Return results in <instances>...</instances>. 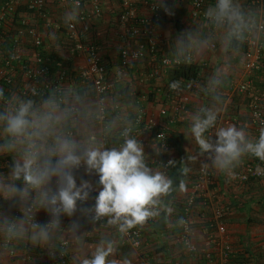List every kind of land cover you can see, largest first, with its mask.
<instances>
[{
	"label": "clouds",
	"instance_id": "obj_1",
	"mask_svg": "<svg viewBox=\"0 0 264 264\" xmlns=\"http://www.w3.org/2000/svg\"><path fill=\"white\" fill-rule=\"evenodd\" d=\"M253 1L261 4L210 0L202 19H196L201 25L172 38L169 52L177 63L213 52L225 58L199 89L212 105L190 113L183 133L195 140L207 165L226 175L246 154L264 160V128L255 141L234 125L205 135L218 120L216 105L230 75V61L246 45L264 46V0ZM157 4L169 12L164 0H156ZM26 9L21 6L19 16ZM75 19L69 13L65 23ZM46 30L45 36L50 34V28ZM8 74L7 82L16 85L17 77L10 69ZM169 88L178 90L180 84L173 82ZM136 111L130 102L118 110L108 97L94 98L91 85L58 87L47 93L31 88L9 95L0 88V156L11 157L7 171L0 172V205H7L0 207V264H7L21 247L47 249L49 255L60 257L71 252L73 264H115L109 259L117 247L114 239L102 237L94 249L82 251L86 226L103 221L123 236L159 215L173 181L146 164L144 148L133 135ZM92 176L97 177L95 183L84 178ZM41 211L47 217L44 222L36 219Z\"/></svg>",
	"mask_w": 264,
	"mask_h": 264
},
{
	"label": "crops",
	"instance_id": "obj_2",
	"mask_svg": "<svg viewBox=\"0 0 264 264\" xmlns=\"http://www.w3.org/2000/svg\"><path fill=\"white\" fill-rule=\"evenodd\" d=\"M242 2L249 7L254 6L253 0H242ZM68 5H61L58 0H47L44 9L47 17L40 18L34 13H29L34 26L42 28L41 31H44L47 29L44 26L47 23L50 32L53 31L55 34V36L53 34L45 36L43 33L44 40L46 42L50 40L48 48L56 46L59 35L62 36L60 29L65 28L63 20L65 16L77 12L75 7L71 4ZM86 5L88 4L86 3ZM102 6L103 14L101 16L85 21L89 24L92 23L95 31L94 33L90 32L89 38L86 39L84 36L83 22L79 24L82 39L84 42H91L99 50L103 58L102 62L107 67L106 78L112 83L107 97L119 104V110L127 108L130 102L137 111L145 109L158 121L168 123L170 144L167 157L171 160L172 167L168 177L173 181V191L162 198L163 207H160L159 215L155 220L151 224H143V242L139 249H134L129 243L123 242L113 227L99 224L90 235L85 229L81 237L85 246L82 251L89 252L95 248L102 237H106L117 241L116 264H172L176 260L180 264H210L209 254L214 255L215 258L211 264H222L219 252L209 240L208 232L211 221L214 219L215 210L219 206H224L228 208V211L223 221L232 246L231 260L227 264H264V176L260 179L253 178L246 183L239 182L234 177V173L240 169L239 167L247 158V154L241 157L230 175L216 172L210 167L213 182L208 193L204 196L206 203L200 204L193 216V239L198 247V252H189L179 235L180 210L193 193L198 169L207 161L206 156L199 153L195 140L191 138L190 134L186 138L183 132L188 127L190 113L201 105L211 106L213 102L199 90L194 91L190 96L186 110L179 119L169 122L167 115H160V110L164 106L171 105L169 95L165 94L168 89L166 84L170 81L173 70L163 72L159 80L151 78L149 75L153 67L159 63L162 55L170 56L172 38L185 30L201 25V20H196L191 16L192 0H164V6L169 9V12H165L162 8L164 16L157 30L159 52L156 56H147L136 63L123 77L117 73L119 63L110 64L113 59H116L115 57L119 62L120 58L117 52L119 54V50L125 42L116 17L119 0H103ZM20 38L24 44L25 42L33 44L31 36L29 38L28 35H25ZM71 43L73 45L72 41ZM19 51L24 55V48H19ZM25 57L31 59L30 56L29 58ZM243 57L244 53L241 51L235 60L230 61V75L220 89L221 101L216 105L219 109L218 121L214 130L205 133L206 136L211 135L219 127L234 125L237 128H243L246 137L254 141L255 127L250 116V98L248 95L244 96L238 93L233 84L249 81L251 87L261 93L264 98V78H261L257 71L246 70ZM65 59L68 61L67 64L75 69H81L86 64L85 54L79 51H70ZM224 59L223 56L215 52L198 59L199 63L209 62V67L203 71L201 85ZM8 72L9 70L0 67V78ZM65 83V86L69 87L72 82L67 79ZM15 86L17 87V85L13 87ZM80 87L86 86L81 85ZM159 87L161 92H157ZM118 88H125L126 95L123 98L118 94V91L121 90L117 91ZM163 88L165 89L163 90ZM19 93H22V85H19L14 92V94ZM142 138L145 143L146 156L150 158L155 156L156 140L148 132H144ZM82 175L83 169L77 172L78 178ZM84 178L94 182L97 180L95 176ZM92 195L95 196V193ZM38 215L42 220L46 219V215L42 211ZM57 255H49L47 249L21 247L17 249L14 256L8 259L7 264H60ZM71 256L70 252L68 264H73Z\"/></svg>",
	"mask_w": 264,
	"mask_h": 264
},
{
	"label": "built area",
	"instance_id": "obj_3",
	"mask_svg": "<svg viewBox=\"0 0 264 264\" xmlns=\"http://www.w3.org/2000/svg\"><path fill=\"white\" fill-rule=\"evenodd\" d=\"M61 5L67 6L71 4L76 8V19L69 23H65L67 28L68 37L73 40L74 51H79L85 54L86 64L81 68V76L85 78L87 84L91 85L93 95L96 99L101 97H107L108 92L111 87V82L106 78L105 66L102 63V58L99 50L91 42H84L82 39V32L79 29V24L91 20L94 17H99L103 14L101 2L103 0H58ZM210 0H192V10L191 16L194 19H202V13L206 9L207 4ZM47 0H6L5 4L0 8V27L2 21L6 19L7 15L11 16L17 14L21 6L27 7V9L22 15L19 16L18 22L20 24L19 37L31 35L33 39V45L39 47L44 40V32L39 28L34 26L31 21V16L29 13H34L37 17L44 18V9ZM87 2L88 5H84ZM137 3H142L144 6L140 8ZM253 4L258 6L261 2L253 1ZM69 6V5H68ZM87 6V8H86ZM89 6V8H88ZM120 10L117 16L118 24L121 28V36L124 38L125 42L120 49V65L118 67V75L123 77L129 73L130 69L138 62L145 59L147 56H156L159 52V41H158V26L163 20V10L158 4L156 5V0H121ZM65 21V18L63 19ZM48 28L47 23L44 25ZM25 28V29H23ZM15 56L18 58L20 56L19 51H15ZM244 65L246 70L264 71V46H258L255 44L246 45V50L244 52ZM198 62V59L191 62L177 63L170 56L162 55L160 57L159 63L153 67L150 72V77L159 80L163 75V72L170 69H176L184 64H193ZM7 64H10L7 62ZM202 67V73L200 77L202 78L203 71L205 68L209 67L208 61H203L200 63ZM10 70L14 69V66L10 64ZM49 71V66L45 63L44 58L41 54L35 53L34 60L32 64L27 63L24 66V76L26 80L31 85V88L36 90L40 86H49L47 74ZM67 78L65 76L64 70L58 75V82L54 88L62 87V82ZM6 80H10L6 77ZM173 83V82H172ZM171 84V83H170ZM169 84V85H170ZM168 85V91L170 92L169 98L171 105L164 106L160 110V115H167L169 122L179 119L181 114L186 110L187 104L190 102L191 94L198 89L199 81H190L186 88H180L178 90H171ZM234 89L242 94L252 97L250 104V116L252 123L255 127V138L258 139L260 131L264 128V101L263 96L258 91L253 93L251 87V82L244 81L241 83H234ZM1 88V87H0ZM161 92V88L157 89V92ZM125 88L118 91L120 97H124L126 94ZM119 110V104H116ZM135 118L138 120L136 127L134 129L133 135L138 141H140L142 148L145 147V143L142 138L144 132H148L151 137L156 140L157 150L161 155H155L153 157L145 156L146 164L153 170L163 172L168 176L170 171V159L168 157H163L162 154L166 153L169 144V127L167 122H161L155 119L153 116L149 115L145 109H140L135 113ZM218 121V120H217ZM217 123V122H216ZM215 128V127H214ZM214 130V129H212ZM205 163L198 169V180L194 185L193 194H191L187 201V215L181 221L182 226V241L183 245L189 252L197 253L198 247L193 239V216L197 210L190 212L194 201V193H200L206 195L208 189L213 182V177L211 174L210 166ZM77 175V173H76ZM264 176V160L262 163L255 164L254 162H245L243 166L234 173L236 180L242 183H246L251 177H263ZM95 183L94 181H92ZM206 202H202L204 204ZM159 207V206H158ZM228 208L224 206H219L215 210L214 219L211 221L209 227L208 237L212 244L215 245L216 250L220 254V261L222 264H227L231 260L232 246L227 234V228L224 224V216L227 214ZM13 214L19 215L18 211L14 210ZM156 217L148 219L144 224H151ZM36 219L39 222H44L46 219L42 220L37 214ZM67 218H65V222ZM99 224H105V222H100L96 225L86 226V231L91 234L94 229L97 228ZM115 229V228H114ZM123 242H127L134 249H139L143 242V225H138L130 229L127 234L120 236ZM57 259L60 264H68L69 257H60L57 255ZM116 264L117 256L113 253L110 257ZM209 263L215 261L214 255H208ZM172 264H180L179 261H174Z\"/></svg>",
	"mask_w": 264,
	"mask_h": 264
},
{
	"label": "trees",
	"instance_id": "obj_4",
	"mask_svg": "<svg viewBox=\"0 0 264 264\" xmlns=\"http://www.w3.org/2000/svg\"><path fill=\"white\" fill-rule=\"evenodd\" d=\"M120 1L121 0H119V4H120ZM5 2H6V0H0V8L2 7V5L5 4ZM86 3L87 2H85L84 5ZM101 5H103V1L101 2ZM137 5L140 8H142L144 6L142 3H137ZM252 7H254V6H252ZM86 8H87V6H86ZM102 10H103V6H102ZM119 10H120V6H118L117 15L119 13ZM75 15H76V13H75ZM18 19H19L18 13L14 14L12 16L10 14H8L6 19H4L2 21V24L0 27V67L4 68L6 70H9L8 68H11L10 64H12L14 66V69L11 70V73L12 72L14 73V78L17 77L16 79L18 80V83L16 82V85L17 86L22 85V91L23 92H25L27 89H31L30 84L27 83L24 79V74H23L24 73V66L27 63L32 64L33 56L36 52L42 55V57L45 60V63L49 66V74L47 76L50 79V84H51L46 89L43 85L40 86L37 89L38 92L47 93L49 90L54 89L55 85L58 82V76L57 75L61 73L62 69H64L65 76L68 77V80H70V82L74 83V84L71 83V87H80L81 85L86 86L87 82H86L85 78H83L81 76V69L72 68L70 66V64L69 65L67 64L68 61L65 59V57L68 56V53L71 51V48H72L71 40L69 37H67V28L66 27L64 29H60L62 31V36L59 35L56 46L53 45L52 48L50 46L49 47L50 49H49L48 46H49L50 40H48V42L43 40L45 42H42L43 44H41L40 47H35L32 43L26 44V42H25V44H24L21 42L22 38L19 37V30L21 28H19L20 24L18 22ZM83 24H84L83 27L85 28L84 36L87 39V38H89L88 36H89L90 32L94 33L95 31H94L92 23L89 24L88 22L84 21ZM23 29H25V28H23ZM50 34H53L55 36L53 31H51ZM30 36L31 35L28 34L29 38H30ZM30 42H31V40H30ZM17 47L24 48V55L27 56L28 58L30 56L31 59H26V57L24 55H22V53H21V55L24 57H22L20 55L17 58L15 56V51L17 50ZM245 50H246V46L242 50L243 53L245 52ZM18 51H19V49H18ZM117 55H119L118 52H117ZM115 58L116 59H113L110 64H113V63L114 64L115 63L120 64V59L118 62L117 57H115ZM7 62H9L10 64H7ZM69 63H71V62H69ZM103 64L105 66L106 73H108L107 67H106L104 62H103ZM201 69H202V67H201V64L199 62H195V63L189 64V65L184 64L179 68L173 69L172 77H171L170 81L167 82L166 86H168L172 82H177L180 84V86L182 88H186L190 81L198 80L199 86H198V89L196 88V90H195V91H198L200 89V86H201V77H200V75L202 73ZM255 71H257L259 73L261 78H264V71H262V70H255ZM9 75L10 74L6 73L5 75L1 76V78H0V87L2 89H4L6 95L14 94L15 90L17 89L16 86L13 87L12 84L7 82L6 77H8ZM65 85H66V83L63 81L62 87H67ZM119 89H121V88H118L117 91ZM164 89L165 88H163V90ZM254 92H256V91L253 89V93ZM19 94H21V93H19ZM169 94H170V92L168 90H166L165 95H169ZM249 98H250L249 100H250V104H251L252 97H249ZM144 154H145V149H144ZM159 155H161V154H159ZM145 156H146V154H145ZM162 156L167 157V152L163 153ZM249 160H250V162L251 161L254 162L256 165L259 163H262V160H260L259 158L248 155L247 158L245 159V161L243 162V164L245 162H248ZM10 161H11L10 156H8V155L0 156V172H6L7 171V168H8ZM243 164L239 168H241L243 166ZM171 169H172V167H171V163H170L169 174L171 172ZM212 177H213V175H212ZM253 178L254 179H257V178L260 179L262 177H251L250 180ZM197 180H198V174H196L194 185L197 183ZM211 185H210V187H211ZM194 195H195V201H194L192 208L190 209V212H192V213L194 212L195 209H197L199 207V205L202 202H206L204 195H202L198 192L194 193ZM5 205H6V203L4 205H0V207H4ZM187 206H188V201L186 200V202L184 203V206L182 207V209L180 210V213H179V218H180V221H179L180 233H179V235L182 234L181 221L183 218H185V216L188 213ZM181 240H182V235H181ZM115 255L117 256L116 251H115Z\"/></svg>",
	"mask_w": 264,
	"mask_h": 264
},
{
	"label": "rangeland",
	"instance_id": "obj_5",
	"mask_svg": "<svg viewBox=\"0 0 264 264\" xmlns=\"http://www.w3.org/2000/svg\"><path fill=\"white\" fill-rule=\"evenodd\" d=\"M47 31L46 29H44V32ZM49 33V32H48Z\"/></svg>",
	"mask_w": 264,
	"mask_h": 264
}]
</instances>
